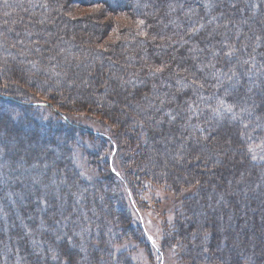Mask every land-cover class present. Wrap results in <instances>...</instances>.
<instances>
[{
	"label": "trees",
	"instance_id": "1",
	"mask_svg": "<svg viewBox=\"0 0 264 264\" xmlns=\"http://www.w3.org/2000/svg\"><path fill=\"white\" fill-rule=\"evenodd\" d=\"M36 2L0 0V43L26 69L18 72L9 63L8 72L0 60V134L7 141L18 140L16 151L5 153L1 163L7 162L6 155L22 157L18 137L27 133L25 141H39L41 147L28 152V159L38 162L41 151L50 175L62 184L63 216L71 207L77 210L63 221L67 227L55 241L49 229L58 219L57 200L49 199L47 208L42 204L41 212L27 198L17 219H33L22 223L24 228L14 224L7 231L15 250L7 259L0 252V264H64L69 257L72 264H133L130 252L116 253L128 242L161 255L180 246V264H264V162L253 161L249 151L264 139V0ZM77 9L90 11L81 15ZM233 46L229 58L225 53ZM65 60L68 66H57ZM31 76L35 81H29ZM193 77L205 87L194 92L177 82L187 78L191 84ZM217 80L223 81L219 88ZM15 81L14 86L36 91L44 101L6 89ZM82 81L78 94L74 85ZM115 94L125 95L121 105L138 114L119 120L121 105L111 101ZM102 95L104 99L97 98ZM218 98L228 104L243 99L252 111L236 120L228 114L215 116L211 108ZM161 100L166 102L161 105ZM185 101L199 105L200 111L190 114ZM11 110L22 117L12 118ZM45 113L49 116L43 118ZM72 114L110 122L114 130L98 134L73 123ZM78 153L85 168L74 167ZM146 190L154 194L153 205L169 197L182 204L162 226L159 244L148 240L153 232L140 215L148 208L140 198ZM13 214L10 219H16ZM77 214L82 216L79 224L74 222ZM39 224L45 231L37 232ZM82 227L90 228L83 240L73 235ZM4 236L0 232V242ZM32 241L45 246L38 249ZM84 241L86 259L80 251Z\"/></svg>",
	"mask_w": 264,
	"mask_h": 264
},
{
	"label": "rangeland",
	"instance_id": "2",
	"mask_svg": "<svg viewBox=\"0 0 264 264\" xmlns=\"http://www.w3.org/2000/svg\"><path fill=\"white\" fill-rule=\"evenodd\" d=\"M30 1H32L33 3H37L36 1L38 0H30ZM199 1L202 2L206 0H198V2ZM88 11L90 10L82 11V9L81 10L77 9L75 12L80 13V14L83 13L81 15H84V13L88 14ZM39 21L41 20L39 19ZM43 21L45 22L47 21V19H44ZM27 36H29V33L27 34ZM4 48H8V49H4ZM8 50L11 51V48L3 47L0 43V58H1L0 60L1 62H3V67L6 68V70L9 72L8 64L10 63V66H13L14 70L17 69L18 72L26 73V69L23 67V64L21 61H18V60H17L18 62L14 61L12 59V56L5 53ZM23 59L25 58H22V60ZM52 60L53 58L50 57L49 59L50 63H52ZM66 62L67 60H65L64 62L62 61L60 63L57 62L58 63L57 66L59 65L68 66ZM3 69H2V75L5 73L3 72ZM29 74L31 75V72ZM34 74H36V72H34ZM33 76H35L34 78H36V75H33ZM33 76H31L32 79L29 80L30 82L35 81ZM13 83H16V81L12 82L11 84L7 83L5 85L6 89L9 88L14 91L18 90L19 92L18 95L24 97L27 100L44 101L45 97L40 95L36 91L34 92L31 89H26L25 87H16L13 85ZM37 83L40 86H44L45 84V83H42L41 80H39ZM56 84L58 85V83ZM20 85L24 86L25 84L19 83V86ZM84 85H85V81L84 82L82 81L74 85L77 88L76 90L78 91V94H82L81 89L83 88L82 86ZM121 89H122V86L119 88V90L121 91ZM111 91L112 90L108 91V93ZM78 94L75 95L77 96L76 98H78ZM105 96L106 95L97 96V98L102 100L105 98ZM82 97L86 98L85 95H83ZM88 97L90 96L88 95L87 98ZM114 97L115 98H111V101L117 100V102H119L120 105L122 101L127 100V98H125L126 96L122 94H115ZM119 109L121 111V114L119 112V118H118L119 120L125 118L126 114H129L130 116H133V117L136 114H138V113H134L133 110L131 109L125 110L123 105H121ZM115 113H117V111L114 110L111 115L114 116ZM10 114L12 115V118L14 115L17 117H22V113L19 111L17 112L16 110H11ZM48 116L49 115L45 113L43 114L42 117L45 118ZM70 120H72L73 123L78 124L93 132H97L98 134L108 133L109 135H111L112 134L111 132L114 130L110 122L101 123L100 120H98L97 118H93V117H90L84 114H72L70 117ZM26 138H29V135L27 133H23L22 135H20V138L18 137V139L22 141L20 143L23 145V148L25 150L22 157L19 159H13V158L10 159L6 155L5 159H8L7 162L1 163L3 157L5 156V153L12 154L14 151H16V145L14 144L17 143L18 140H16L17 139L16 137H10L9 140L7 141V139L3 135L0 134V209H1L0 232H2L5 235L3 237V240H1L0 242V252L2 253L1 255L3 259H7V257L12 254L13 250H15L14 248L15 246H12L11 244V243L14 244L15 240L11 238V236L7 233V231L10 229H13L14 224L17 225V227L19 228H24V225L22 223L24 222L27 223V221L29 222L31 219H33L32 217H29L27 219H24L23 220L24 222L17 219L18 212L16 211L24 208L26 204L25 200H27V198L32 197L34 202L39 205L38 208H40L41 212L43 211L42 203H41L42 197L46 196L47 200L49 199L57 200V212H58L57 220H62L60 213L61 212L63 213V209L65 206V199L64 197L60 196V193H59L60 188L58 186L62 184L57 185V181L55 180L54 175L53 174L50 175L48 171L49 166L47 165V163L43 162L44 161L43 153L39 151L40 153H38L39 156L37 158L38 162H34L28 159L29 158L28 152H30L31 150L41 148L39 147V144H40L39 141L30 143V142L25 141ZM27 143H29L28 146H27ZM82 144L84 145V147L88 149L90 148V144L88 142H85ZM108 149L109 147L107 148V150H105V152L102 151V154L104 153L103 156H106V154L108 153ZM80 153L76 154V156L75 155L73 156L74 163H75L74 167H77L76 164H78V166L83 165L82 167L85 168L87 166V163L86 164L84 163L83 156L82 155L80 156ZM253 155L256 156L255 160L252 159L253 161L264 162V139L262 140L260 144L252 148V151L250 152L251 158L253 157ZM57 156L58 154L55 153V156L53 158L55 161L57 159ZM90 173L91 172L88 171L86 174L90 175ZM34 179H38L39 184H34L33 183ZM77 192L75 191V194L73 196L74 198L77 197ZM152 195L154 194H150L146 190V192H143V195L140 196V198L148 204L147 206L148 208L145 211H141L140 215L142 216V220L144 221L143 223L147 227L146 229L148 230V232L151 233L149 229H152L151 231L153 232V234H151L152 236L151 235L148 236V240L153 241L154 244L155 243L159 244L158 243L159 237H160L159 234L162 229V226L165 224V222L170 223L174 219L175 210L177 209V207L180 208V205L182 204L179 203V199H177V202L175 203V202H172V199H170L169 197V200H167L166 203L162 202V205L156 206V205H153L154 201H153ZM155 195H156L155 197L157 198L161 197L159 193ZM179 208L178 210H180ZM71 209L67 217H70L71 214L77 210V207L76 208L71 207ZM37 211L38 210L35 211V214L39 212ZM12 213L15 214L13 215L16 217V219L13 218V216L10 219V216ZM134 215H135L134 220L137 221L138 220L137 217L139 218V215H136V214ZM80 219H82V216L77 214L76 220L74 222L79 224ZM51 222L52 221H50V223ZM150 223L152 225H149ZM52 225H53V228L49 229V231L55 236V241L61 239L62 235L64 234L62 227L58 226L55 222H52ZM36 230L37 232L39 231L41 232L42 230L45 231V229L41 228L40 224L37 226ZM46 230L48 231V229ZM38 238L39 237H37V239ZM84 243H86V241H84L83 244ZM30 244L31 246H38V249H39V246H45V244L38 242V241H36V243H33L32 241ZM180 248H181L180 246H174L170 248L169 250H165V252L162 253L161 255V254H157L155 251L148 252L146 249L139 247L137 243L128 242L127 244L122 246V248H119V250L116 253H120L121 251L130 252L132 255L131 259L133 261V264H180L179 259H178L179 257L178 255L181 254ZM181 251L183 250L181 249Z\"/></svg>",
	"mask_w": 264,
	"mask_h": 264
},
{
	"label": "snow or ice",
	"instance_id": "3",
	"mask_svg": "<svg viewBox=\"0 0 264 264\" xmlns=\"http://www.w3.org/2000/svg\"><path fill=\"white\" fill-rule=\"evenodd\" d=\"M211 6H212L211 4H206L205 5V7H211ZM170 7H172V6L170 5ZM233 7H235V5H233ZM139 23L143 24V21H140ZM201 27H203V25H201ZM196 31H198V29H193V32H196ZM260 39L261 38L259 36L256 37V40L257 41H259ZM235 50L236 49L234 48V46L233 47H230L229 48V51L226 52L225 55H227L229 58H231L232 55L234 54V51ZM36 51H40V49L37 48ZM215 54L218 55L219 53H215ZM252 59L254 61L255 58L253 57ZM243 63L249 64L250 61L249 60H244ZM212 67H214V66H212ZM252 67L255 68V64L254 63L252 64ZM162 70H163V68H157L156 69V72H160ZM185 71H187V69H185ZM150 74H154V73H150ZM235 75H236V73L233 71L232 72V75L231 76H228V80L231 81L232 80V77H234ZM249 80L251 81V75H249ZM177 82L178 83H181L182 86L192 87L194 92H196L198 88L199 89H202V88L205 87V84L202 83V82H200V81H198L195 77H193V79L191 81V84H188L187 83V78H185L183 81L178 80ZM222 84H223V81L222 80H217V84L215 85V87L219 88L220 86H222ZM233 86H235V85H233ZM154 89H155V86H154ZM227 91L228 90L226 89L225 90V93L226 94H227ZM247 91L248 92L251 91V86L248 88ZM200 99L203 100V99H205V97L203 95H200ZM165 102H166L165 100H161L160 101L161 105H163ZM185 103L188 106L187 110H188V112L190 114H196V113H198L200 111L199 105H196L195 107H193V102H191V101H185ZM237 107H239V112H237L235 110ZM211 111L213 112V114L215 116H222L223 114H228V115L231 116V118L233 120H236L239 117H241L243 114H250L251 111H252V109L247 106L246 101H244L243 99L238 100L234 104H228L223 99L218 98L217 106L211 108ZM166 115L170 116L171 119H173V120L175 119V116H173L171 112L166 113ZM241 123L243 124V127L245 129H247L249 127V125L247 123H243L242 120H241ZM199 130L200 131H207L205 129H199ZM203 139L208 140V139H210V136H205V137H203ZM249 151H252V149L249 148ZM252 159L255 160L256 159V156L253 155ZM80 175L83 176L84 174L81 173ZM117 175H119V174L117 173ZM62 182H65L66 183V181H62ZM33 183L34 184H39V180L38 179H34L33 180ZM41 203L44 205L45 208H47L49 206V201L47 200L46 196L41 198ZM60 215L62 217V220H57V221H55V223L58 226H61V227H65L66 228L67 227V224L64 223L63 221H67L70 218L69 217H64L62 212L60 213ZM85 232H90V228H83L82 227L81 232H79V233H73V235H79V236H81V239L83 240V234ZM205 239H207V236L205 237ZM33 243H36V241H33ZM80 251L85 253L84 259H86V249H85L83 243H81V245H80ZM203 251L205 253H207L208 252V249L205 248V249H203ZM53 258L55 259L56 257H53ZM64 264H72L71 258L69 257V258L65 259L64 260Z\"/></svg>",
	"mask_w": 264,
	"mask_h": 264
}]
</instances>
